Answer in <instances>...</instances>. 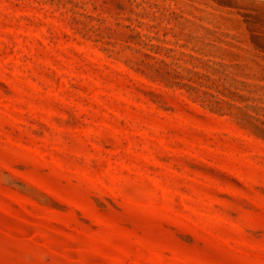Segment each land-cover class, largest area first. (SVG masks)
Wrapping results in <instances>:
<instances>
[{
    "label": "rangeland",
    "instance_id": "rangeland-1",
    "mask_svg": "<svg viewBox=\"0 0 264 264\" xmlns=\"http://www.w3.org/2000/svg\"><path fill=\"white\" fill-rule=\"evenodd\" d=\"M0 264H264V0H0Z\"/></svg>",
    "mask_w": 264,
    "mask_h": 264
}]
</instances>
